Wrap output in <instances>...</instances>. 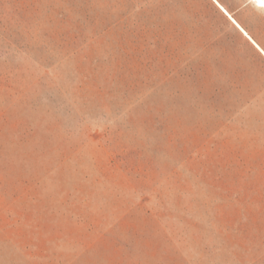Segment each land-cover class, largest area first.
I'll return each mask as SVG.
<instances>
[{
    "label": "rangeland",
    "instance_id": "1",
    "mask_svg": "<svg viewBox=\"0 0 264 264\" xmlns=\"http://www.w3.org/2000/svg\"><path fill=\"white\" fill-rule=\"evenodd\" d=\"M0 264H264V56L213 0H0Z\"/></svg>",
    "mask_w": 264,
    "mask_h": 264
},
{
    "label": "bare ground",
    "instance_id": "2",
    "mask_svg": "<svg viewBox=\"0 0 264 264\" xmlns=\"http://www.w3.org/2000/svg\"><path fill=\"white\" fill-rule=\"evenodd\" d=\"M217 2V1H216ZM255 2L257 3V5L259 7H263L264 8V0H255ZM217 4L221 7L222 11H224L237 25H239L237 23V21L228 13V11L219 3L217 2ZM240 26V25H239ZM241 27V26H240ZM242 28V27H241ZM243 29V28H242ZM243 31L247 34V32L243 29Z\"/></svg>",
    "mask_w": 264,
    "mask_h": 264
},
{
    "label": "water",
    "instance_id": "3",
    "mask_svg": "<svg viewBox=\"0 0 264 264\" xmlns=\"http://www.w3.org/2000/svg\"><path fill=\"white\" fill-rule=\"evenodd\" d=\"M214 2H215V0H213ZM216 3V2H215ZM217 4V3H216ZM218 5V4H217ZM219 6V5H218ZM219 8H221L220 6H219ZM234 23V22H233ZM235 24V26L240 30V32H242L251 42H252V44L260 51V53L264 56V51L261 49V48H259L257 45H256V43L249 37V36H247L244 32H243V29L239 26V25H237L236 23H234Z\"/></svg>",
    "mask_w": 264,
    "mask_h": 264
},
{
    "label": "crops",
    "instance_id": "4",
    "mask_svg": "<svg viewBox=\"0 0 264 264\" xmlns=\"http://www.w3.org/2000/svg\"><path fill=\"white\" fill-rule=\"evenodd\" d=\"M217 0H215V2H216ZM218 2V1H217ZM216 2V3H217ZM219 7V6H218ZM229 13V12H228ZM231 19V18H230ZM232 20V19H231ZM233 21V20H232ZM234 22V21H233ZM235 23V22H234ZM238 23V22H237ZM239 24V23H238ZM244 32V31H243ZM245 33V32H244ZM246 34V33H245ZM247 36H249V34L247 33L246 34ZM250 37V36H249ZM251 38V37H250ZM252 39V38H251ZM253 40V39H252ZM254 41V40H253ZM255 42V41H254ZM256 43V42H255ZM256 45L259 47V48H261L257 43H256ZM262 49V48H261ZM263 50V49H262ZM264 51V50H263Z\"/></svg>",
    "mask_w": 264,
    "mask_h": 264
}]
</instances>
